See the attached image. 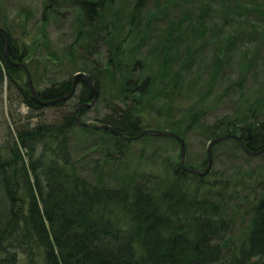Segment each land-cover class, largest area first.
Here are the masks:
<instances>
[{"label": "trees", "instance_id": "obj_1", "mask_svg": "<svg viewBox=\"0 0 264 264\" xmlns=\"http://www.w3.org/2000/svg\"><path fill=\"white\" fill-rule=\"evenodd\" d=\"M77 1L75 18L71 19L78 22L75 35L89 38L105 30L101 34L105 38L119 25L127 34L136 29L142 16L140 9L149 0H134L130 9L119 16L120 9L114 10L115 0ZM44 2V9L49 8L54 15L60 13L58 5L62 2ZM201 2V13H208L212 3ZM160 14L161 9H153L151 22L157 21ZM110 15H115L114 20L107 19ZM42 16L46 19L48 12L44 10ZM149 24L140 30L148 31ZM166 24L165 31L175 35L174 27ZM0 26L9 32L4 24ZM120 41L111 45L107 63L98 64V57L87 56L85 68H64L69 77L51 78L48 85L36 89L38 96L50 99L67 93L73 73L82 70L93 79L99 99L105 72H111L114 79L122 72L125 77L117 82L115 91L118 95L128 92L131 98H104L108 108L98 121L129 134L139 131L142 116L135 109L144 108L143 96L170 95L174 99L176 77L170 87L153 82V90L147 93L150 77L140 84L135 78L139 71L126 63L132 50L122 49ZM4 45L0 32V101L5 98L7 104L2 114L13 117L12 124L6 121V130L1 129L0 264H264V171L244 170V174L230 179H211L210 170L197 174L185 170L179 160H164V167L153 175L148 187L146 182L120 187L93 184L74 170L70 157L66 136L75 121L73 110L65 106L57 121L42 117L40 109L44 105L32 96L27 81L17 82L16 73L24 70L5 57ZM91 51L96 56L100 53L94 46ZM7 52L15 60L23 55L11 37ZM45 55L50 58L40 60L51 67L57 65L51 60L64 59L52 49L45 50ZM135 62L140 64L139 59ZM77 82L78 90L73 95L76 102L89 101L93 96L90 84L82 77ZM64 102L49 105L61 106ZM158 102H153V128L180 133L178 111L165 109L169 104L164 102L157 107ZM20 103L28 109L23 120ZM87 109L81 108L78 115ZM201 113L202 108L189 111L185 130L189 123L198 122ZM243 114H224L207 123L204 130L209 138L236 133L248 148L263 147L264 118ZM102 130L110 133L106 128ZM229 140L235 144L230 145L234 152L242 151L236 139ZM237 225L241 228L235 232ZM223 233L228 236L223 237Z\"/></svg>", "mask_w": 264, "mask_h": 264}, {"label": "rangeland", "instance_id": "obj_2", "mask_svg": "<svg viewBox=\"0 0 264 264\" xmlns=\"http://www.w3.org/2000/svg\"><path fill=\"white\" fill-rule=\"evenodd\" d=\"M44 1L0 0V23L9 30L2 26L9 34V41L11 37L17 51L23 53L19 59H11L25 63L36 89L48 85L51 78L69 77L64 74V68H85V64L89 63L87 56L98 57V64L107 63L112 53L111 45L121 40L122 49L132 50L126 63L134 71H139L136 72L139 76L135 78H139L141 84L143 79L150 77L145 87L147 93L153 82L157 86L170 87L173 76L176 77L174 99L170 95L153 98V94H146L142 99L144 108H136L135 111L142 116L140 130L153 128V102L159 101L157 107L164 102L169 104L165 109L170 107L178 111L177 121L182 126L180 133H175L184 141V158L188 166L204 167L202 163L211 139L204 130L207 123L224 114L242 111L248 117L264 118V0H209L212 6L208 13H201L203 0H149L140 9L142 16L138 18L140 24L136 29L127 34L119 25L105 38L101 35L105 30L89 38L75 35L78 22L71 19L75 18L77 0H58L62 4L58 5L60 13L55 15L50 13L49 8L44 9ZM133 1L115 0L114 10L120 9L117 15L128 11ZM153 9L162 10L154 23L150 15ZM44 10L48 12L46 19L42 16ZM115 15L107 19L114 20ZM166 23L174 27L175 35L170 30L165 31ZM146 24L150 25L148 31L142 32L140 29ZM80 25L86 28L84 24ZM91 45L100 49L99 55L91 51ZM47 49L54 50L57 56L63 55L64 59L51 60L57 65L49 66L40 60L50 58L45 55ZM137 59L140 64L135 62ZM24 72L16 73L19 84L27 81ZM116 75L117 79H114L111 72H105L103 92L99 91V99L84 113L78 115L81 108L77 111L80 120L100 122L98 118L108 108L104 98L119 101L130 95L126 94L128 92L116 93L117 82H122L125 77L122 72ZM73 95L65 99L61 106H42V117L57 121L65 106L74 110L77 102ZM129 98L127 101L132 102ZM0 104L1 141V129L5 127L6 130V121L12 124L13 117L9 118L6 112L2 114V109L7 111L5 98ZM13 104L16 105V102ZM196 108H202L200 118L198 122L189 123V129L185 130L188 113ZM18 110L23 120L27 106L20 103ZM102 129L82 126L76 120L67 129L73 168L93 184L120 187L146 182L148 187L153 183V175L164 167V160H179L180 141L174 136L149 132L133 137L140 130L133 134L123 131L126 136H131L126 138ZM229 138L232 137L217 141L211 148V174L208 175L211 179H230L231 176L244 174V170L264 171V154L257 156L258 153L249 154L243 149L234 152L230 146L234 143ZM261 152L264 153V150ZM240 228L237 225L233 230L238 232ZM227 236L223 233V237Z\"/></svg>", "mask_w": 264, "mask_h": 264}, {"label": "water", "instance_id": "obj_3", "mask_svg": "<svg viewBox=\"0 0 264 264\" xmlns=\"http://www.w3.org/2000/svg\"><path fill=\"white\" fill-rule=\"evenodd\" d=\"M0 32L3 34V36L5 38V50H4L5 57L11 63L24 67V69H25L24 71H25V74L27 77V82H28L30 91L32 93V96L36 99V101H38L42 105H49V104L59 102V101H62V100L69 98L75 92L78 77H82L90 84V87L93 91V96L89 101H81L75 105L74 110H73V116L75 117V120L77 121V123L81 124L82 126H90L92 128H106V129L110 130L112 133H114L118 136H121V137H126V138L131 137L129 135L126 136L123 131L116 129L112 125H109L107 123H102V122L91 123V122H87V121H83V120L79 119V117L77 116V111L80 108L89 107V106L93 105L98 98V90H97L96 85L93 83V79L90 76H88L87 73L84 71L78 70V71H75L73 73L72 78H71V87L67 93L59 95V96L54 97V98H50V99L40 98L37 94V90H36L35 86L33 85L29 70L26 67L25 63H23L21 61H15V60L11 59L10 56L8 55V52H7L8 46H9V34H8V32L1 26H0ZM149 132H153V133H156L159 135L174 136V137L178 138L180 141L179 164L185 170L190 171V172H194L197 174L204 173V172H207L209 170V168L211 166V162H212V152H211L212 145L215 142L222 140L224 138H228V137L235 138L238 141L239 145L242 147V149L249 154L259 153V152L264 150V146L261 148H258V149L248 148L245 145V143L243 142V140L241 139V137L236 133H226V134H222V135H216L208 141V144L206 147V159H207L206 165L204 167H201V168H196V167L188 166L185 164L184 141L180 135H178L177 133H175L173 131H168V130H164V129H157V128H146V129L140 130L138 133L133 135V137L134 136L136 137V136H139V135H142L145 133H149Z\"/></svg>", "mask_w": 264, "mask_h": 264}, {"label": "bare ground", "instance_id": "obj_4", "mask_svg": "<svg viewBox=\"0 0 264 264\" xmlns=\"http://www.w3.org/2000/svg\"><path fill=\"white\" fill-rule=\"evenodd\" d=\"M29 86V85H28ZM14 132H15V130H14ZM16 134V133H15ZM118 136V135H117ZM119 137H121V136H119Z\"/></svg>", "mask_w": 264, "mask_h": 264}]
</instances>
